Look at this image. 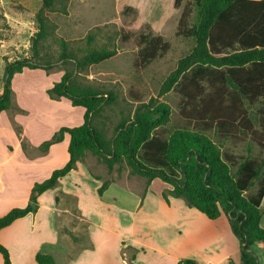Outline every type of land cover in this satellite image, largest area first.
Instances as JSON below:
<instances>
[{"label": "trees", "instance_id": "1", "mask_svg": "<svg viewBox=\"0 0 264 264\" xmlns=\"http://www.w3.org/2000/svg\"><path fill=\"white\" fill-rule=\"evenodd\" d=\"M68 0H43L36 18L39 24L33 36V46L49 34L48 12L67 13ZM183 0H175L180 6ZM196 15L185 8L180 20L179 34L196 41L194 49L179 60L177 68L165 80L161 94L180 88L188 101L205 102L207 88L216 100L232 99L233 109L224 113L219 108L211 112L203 107L193 122L167 130L170 112L166 104L142 103L133 117L123 119L112 139L94 124L106 97L98 92L81 88L66 72L62 79L49 89L54 99L69 98L74 105L86 108L85 123L80 126H63L52 139L43 142L39 150L50 147L70 135L69 161L42 182L36 183L28 205L14 208L0 216V230L18 218L38 209V198L55 188L60 179L71 173L88 152L105 159L110 170L126 161L133 174L146 177L151 184L160 179L170 185L163 197L184 198L211 219L228 215L231 227L241 243L242 264H260L255 246L264 244V227L261 225L264 210V155L255 157L252 145L264 148V0H194ZM92 39V36L89 35ZM140 46L135 60L142 68L166 54L170 43L162 36L151 33L137 37ZM117 49L90 48L77 66L96 64L112 58ZM31 65L29 60H17L6 67L5 90L0 95V113L10 109L13 102L12 78ZM247 100L250 105L261 103L259 132L247 118V113L234 101ZM214 138H217L216 141ZM247 142V155H237L223 146L225 141ZM28 149V144L23 141ZM258 183L257 189L252 190ZM110 183L99 188L100 195ZM4 263L11 264L9 250L0 241ZM40 264H56L52 254L38 253ZM129 264H142L131 261ZM178 264H198L185 259Z\"/></svg>", "mask_w": 264, "mask_h": 264}, {"label": "rangeland", "instance_id": "2", "mask_svg": "<svg viewBox=\"0 0 264 264\" xmlns=\"http://www.w3.org/2000/svg\"><path fill=\"white\" fill-rule=\"evenodd\" d=\"M42 5L43 0H0V62L5 60L7 67L17 60H29L31 65L47 67L25 68L23 73H15L12 78L13 101L19 102V105L20 101L32 107L37 105L40 110L39 119L30 130L31 137H45L47 141L53 138L61 125L84 124V107L74 106L68 98L54 99L50 96L49 89L66 72L81 88H89L98 92L101 98L106 97L101 111L94 117V124L106 139H112L120 122L133 117L137 107L144 102L168 106L171 119L165 125L167 130L193 122L204 106L211 112L222 108L224 113L234 108L232 99L216 100L209 88L203 95L205 102L188 101L180 88L161 94L165 80L177 68L179 60L191 53L196 45L195 39L178 32L186 7L192 10V19L196 15L194 0H183L180 6H176L175 0H68L67 13L60 10L48 12L49 34L35 48L33 36L39 28L36 14ZM147 33L162 36L170 43V49L147 66L137 68L135 60L140 50L137 37ZM103 47L117 49V54L100 63L77 66L76 58L82 59L90 48ZM5 69L0 65V88L6 82ZM234 103L247 113V118L262 132L261 103L250 105L244 99H239V102L235 100ZM43 109L52 111L47 116L41 113ZM57 146L53 161L42 168L41 176L62 167L69 159V138ZM223 146L240 156L248 153L247 142L229 140ZM252 147L253 156L264 155V148L257 143ZM74 170L75 175L69 179L72 181L65 184L67 189L75 190L77 183L92 195L96 194L97 186L100 188L104 182L117 186L113 192L121 194L120 202L123 205L113 201L111 196L104 198L103 203H96L97 216L103 225H108L107 222L116 225L121 220H128L131 217L128 207L133 205L130 200L140 201L146 189L151 187L155 195L159 190L168 192L170 189V185L160 179L149 184L146 177L133 174L126 161L117 163L110 170L105 159L91 151ZM257 186L258 183L252 190H256ZM61 198L71 208L70 224L60 221V228L70 236L72 252L75 245L86 243V223L79 216L76 200L63 194ZM61 243L62 246L66 245L67 239ZM53 256L57 262V257Z\"/></svg>", "mask_w": 264, "mask_h": 264}, {"label": "crops", "instance_id": "3", "mask_svg": "<svg viewBox=\"0 0 264 264\" xmlns=\"http://www.w3.org/2000/svg\"><path fill=\"white\" fill-rule=\"evenodd\" d=\"M0 63L5 69L6 61ZM4 90L5 85L0 88V95ZM18 103L13 101L10 109L0 113V216L28 205L36 183L49 178L55 170L41 176L42 168L53 161L57 144L67 138L70 144V135L67 134L63 141L41 154L39 146L45 137L37 139L29 135L39 119L40 110L37 105ZM51 111L43 109L41 113L48 116ZM23 141L28 144V149L24 148ZM75 172L73 170L61 178L55 188L42 193L36 211L0 230V241L10 252L11 264H40L38 253L55 255L56 264H129L131 261L178 264L185 259L195 260L198 264H242L241 243L226 213L218 219H211L190 207L184 198L171 196L167 202L163 197L165 191L159 190L155 195L150 187L144 191L140 201L130 200L133 205L128 207L131 215L128 220H121L116 225L111 222L103 225L97 216L96 203H103L104 198L111 196L113 201L123 205L121 194L113 192L117 186L110 184L103 195H100L98 186L96 194L92 195L85 192L79 183L80 186L75 184V190L67 189L65 184L72 181L69 179ZM62 194L76 200L79 216L86 223V243L75 245L72 252L70 236L60 228V221L70 224L71 212V208L63 203ZM262 208L264 210V199ZM261 225L264 227V214ZM64 239H67V244L62 246ZM255 252L260 264H264V244L256 245ZM0 264H5L1 252Z\"/></svg>", "mask_w": 264, "mask_h": 264}, {"label": "built area", "instance_id": "4", "mask_svg": "<svg viewBox=\"0 0 264 264\" xmlns=\"http://www.w3.org/2000/svg\"><path fill=\"white\" fill-rule=\"evenodd\" d=\"M208 264H217V263H214V262H209Z\"/></svg>", "mask_w": 264, "mask_h": 264}]
</instances>
